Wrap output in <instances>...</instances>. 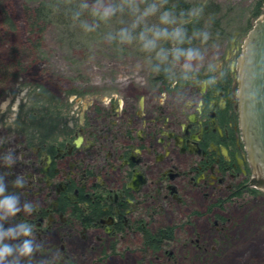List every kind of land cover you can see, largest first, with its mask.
Masks as SVG:
<instances>
[{"label": "rangeland", "instance_id": "374dc122", "mask_svg": "<svg viewBox=\"0 0 264 264\" xmlns=\"http://www.w3.org/2000/svg\"><path fill=\"white\" fill-rule=\"evenodd\" d=\"M42 1L84 6L94 15L73 21L68 30L50 23L39 52L25 56L26 71L17 82L7 83L6 89H12L0 97V201L5 197L17 201L15 214L0 209V248L13 249L3 264H264L262 190L256 200L244 195L220 212L207 209L213 197L206 199L200 191L194 192L196 215H191L190 207L164 205L154 223L176 226L175 240L155 254L138 249L140 237L135 233L108 238L90 231L83 242L78 227L55 223L44 235L33 234L25 227L32 217V196L45 184L35 172L32 149L12 126L22 105H28L30 85H41L58 96L73 87L82 90L81 97L67 99L70 115L76 118L93 100L107 104L124 97L156 102L153 66L166 68L172 80L191 82L199 80L193 74H219L236 58L248 31L264 14V2L255 18L257 0H183L189 6L186 11L173 9L178 0H0V17L6 13L16 26L4 31L0 47L28 45L24 8ZM211 3L216 11L208 6ZM184 17L199 20L201 29L192 47L180 49L173 38ZM234 47L238 51L230 54ZM15 88L18 93L13 95ZM191 90L187 86L185 94ZM26 243L30 254H22Z\"/></svg>", "mask_w": 264, "mask_h": 264}, {"label": "flooded vegetation", "instance_id": "af4514ba", "mask_svg": "<svg viewBox=\"0 0 264 264\" xmlns=\"http://www.w3.org/2000/svg\"><path fill=\"white\" fill-rule=\"evenodd\" d=\"M238 52L219 74H193L199 80L183 79V85L153 77L156 102L93 100L76 118L70 108L62 136L32 147L45 189L33 193L25 227L44 235L55 223L74 225L83 242L90 231L120 238L153 227L164 205L190 207L196 215L194 192L213 197L207 209L219 212L244 195L256 200L261 190L249 185L239 125Z\"/></svg>", "mask_w": 264, "mask_h": 264}, {"label": "trees", "instance_id": "16d2710c", "mask_svg": "<svg viewBox=\"0 0 264 264\" xmlns=\"http://www.w3.org/2000/svg\"><path fill=\"white\" fill-rule=\"evenodd\" d=\"M264 0H257L255 3L253 15L257 18L261 13ZM213 5L212 3L208 5ZM217 7V6H214ZM25 20L28 29V45L16 44L15 46H7L5 49L0 47V97L6 96L10 93L6 89L7 83L17 82L20 75L26 71L24 65V58L32 53L39 52L42 38L48 25L52 22L60 24L63 29L68 30L73 21H79L86 16H93L94 12L84 6L71 5L69 7L64 6V3L46 2L42 1L36 5L25 6ZM174 10H188L189 6L187 2L178 0L174 6ZM213 11H216L213 8ZM4 12V11H3ZM181 26L178 33L174 36L173 42L176 47L183 49L192 47L195 40V35L201 29L199 20L189 21L185 17L181 20ZM7 29H3V27ZM3 29V30H2ZM16 29L15 24L8 17L6 13H3V17H0V43L4 42V31H14ZM251 29V28H250ZM35 49V50H34ZM178 49V50H180ZM153 77H158L168 85L167 79H173L168 74L166 68H157L153 66ZM187 79V78H184ZM177 80L184 84L183 78L178 77ZM28 86V84H22ZM27 90L28 105L22 107L19 110L18 116L12 122L13 129L21 135L23 143L32 149L33 146L38 145H50L55 143L57 138L62 136V127L64 126V120L68 116L70 111V104L68 103V97L71 95H83L82 90H78L76 87L67 90L65 95L58 96L47 90L41 85H35ZM21 90V88H20ZM4 91V92H2ZM8 93V94H7ZM13 95L18 93V88L11 92ZM17 182H14V186H17ZM255 192L254 189L251 190ZM250 192V190H248ZM225 200L220 201L223 203ZM218 205V204H217ZM215 204V206H217ZM223 209V206H220ZM217 219H220V215H216ZM224 220V218H222ZM219 221V220H218ZM140 242L139 247L141 252L155 254L157 252H163L166 247L175 240L176 226H160L159 224L147 229L139 227L138 229Z\"/></svg>", "mask_w": 264, "mask_h": 264}, {"label": "water", "instance_id": "95a60500", "mask_svg": "<svg viewBox=\"0 0 264 264\" xmlns=\"http://www.w3.org/2000/svg\"><path fill=\"white\" fill-rule=\"evenodd\" d=\"M236 68L239 125L252 170L249 185L264 191V14L248 31Z\"/></svg>", "mask_w": 264, "mask_h": 264}, {"label": "clouds", "instance_id": "9594fccd", "mask_svg": "<svg viewBox=\"0 0 264 264\" xmlns=\"http://www.w3.org/2000/svg\"><path fill=\"white\" fill-rule=\"evenodd\" d=\"M3 189L0 188V192H2ZM17 201L15 198L12 197H5L4 200L0 201V209L6 210L9 214H15L17 211L16 207ZM13 249L9 246H3L0 248V264H3V261L5 257L12 254ZM31 247L29 244H25L22 250V254H30Z\"/></svg>", "mask_w": 264, "mask_h": 264}]
</instances>
